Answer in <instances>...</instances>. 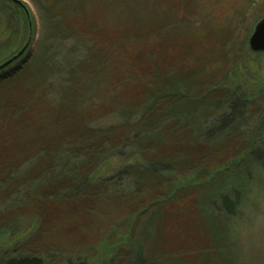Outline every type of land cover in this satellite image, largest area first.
Masks as SVG:
<instances>
[{"label":"rangeland","instance_id":"rangeland-1","mask_svg":"<svg viewBox=\"0 0 264 264\" xmlns=\"http://www.w3.org/2000/svg\"><path fill=\"white\" fill-rule=\"evenodd\" d=\"M0 1L5 2L0 10L8 9L6 2L21 9ZM19 1L30 13V38L0 60L5 63L29 44L22 58L0 72V256H36L44 264H69L79 257L89 264H116L108 252L128 253V246L115 244L127 240L141 243L145 258L155 248L169 264H264V164L255 167L246 159L235 169L248 172L245 202L237 208L213 199L201 206L194 195L154 201L159 188L135 167L121 179H109L132 155L142 159V148L148 155L158 149L155 139L163 138L157 134L173 115L149 122L114 147L103 144L96 155L106 167L93 175L96 195L82 193L88 182L76 189L61 179L90 163L95 152L87 148L92 138L70 142L85 119L97 115L87 129L97 138L109 137L124 123L113 110L129 105L151 82L181 84L187 93L231 71L217 81L222 89L232 81L242 95L256 88L238 114L240 133L264 125V52H252L248 44L264 17V0ZM10 29L0 13V45H7ZM209 109L197 113L196 121L186 112L178 119L183 130L193 132L183 143L193 151L166 183L160 177L164 186L200 169L215 154L209 144L221 145L224 137L210 132L224 110ZM232 130L225 139L230 146L238 138ZM258 150V163H264V145ZM199 208L210 217L207 228ZM210 229L215 243L209 241Z\"/></svg>","mask_w":264,"mask_h":264},{"label":"trees","instance_id":"trees-1","mask_svg":"<svg viewBox=\"0 0 264 264\" xmlns=\"http://www.w3.org/2000/svg\"><path fill=\"white\" fill-rule=\"evenodd\" d=\"M0 2L2 3L4 1ZM6 3L9 5L8 9H2L0 10V13L5 16L6 22L11 25V29L10 34L8 35L7 45H0V60L8 59L12 50L20 49L22 46L21 44L30 38L29 23L21 9L16 6L14 7L8 2ZM16 23L20 25H17L18 27H16ZM2 35L3 34L0 31V37H2ZM2 63L3 61L0 65ZM230 73L232 72L227 70V72L222 74L221 77L220 75L219 77H216L219 80H212V82L216 83L212 84L211 82L210 85L200 87L198 90L196 89V91L186 90L187 93L185 92V88L183 89L181 87V84L176 85V83L173 82L166 83L163 80H160V83L151 82L149 85H143L142 89L135 93V100L129 101V105L125 104L124 107L113 110L119 114L118 118L123 120L122 122L124 123H122V126L118 127L117 130L110 131V134H108L109 137L105 135L97 138L91 130L89 131L87 129L89 123L98 119V117H96L97 115L94 119H85L84 123L82 121L83 124L78 127V130H76L78 132L77 135H75L70 142H72L73 145L78 144L81 140V142H84V140L89 137L87 138V142L91 140L94 142L89 144L87 148L94 149L95 152L93 155H90V163H83L75 168L76 173L72 177H64L61 179L68 182V186L71 185L72 187V185H75L76 189L85 182H88L90 184V186H88L89 190H82V193L84 192L85 195L90 197L93 196V194L96 195L98 185L95 184L93 175L101 165L106 167V162L104 161L100 164V160L96 155L104 150L103 144L107 142L111 147L115 144H121L123 141L133 139L132 137L136 133V135H139L143 128L148 126L149 122L154 123L160 121L163 117L173 115L175 117V119L172 120L173 122L167 127L162 128L157 134V136L163 138L161 140H158L157 138L155 139V145L158 149L148 155L149 152L145 148H142L143 146L139 147L142 148V151L140 150V155L143 154L141 155L143 160L136 154L132 155V157H134L133 161L126 160L125 163L121 164L116 169L115 172L118 171V174L111 176L109 179H121L123 177L122 175H125L135 167V169L139 171L138 175L149 173L150 176L148 182H152V186L155 188L157 186L159 188V191L155 189L157 192L153 194L154 196H151L154 197V201L156 200L158 202V200L164 196L171 197V199L174 200L173 202H175V200L183 199L184 196L187 197L190 195L189 197H191V195H194L196 200H199L201 206L209 201V199H213L212 202H220L224 205H231L232 208L234 206L237 208L245 202V195L243 194L242 189L247 185L245 175L248 172L243 170L241 173L242 170L237 172L235 169L237 166L239 168V164L242 163V161H246V159L252 161L250 163H252L253 166L256 164L255 167L257 166L260 168L261 165L264 164L263 162L258 163L259 157L256 155V151L259 147L264 145V125L262 123L257 124L252 131L243 132L244 134L240 133V127L237 128V126L238 124H241L242 126L243 120H239L240 123L237 121V118L239 117L238 114L242 113L243 106L248 107L247 102L249 101V98L247 95L252 96L253 94H256V90L254 91L256 88L252 89V91L248 90V94L245 93L242 95V93L238 91L239 88L236 87V83L232 81L229 86L222 89L218 82L228 78V74ZM208 106H210L209 108L217 107V110H224L221 119L218 120L217 123L215 122L212 131L210 132L211 134L213 132L218 136L224 137L221 145L219 142L209 144L210 146L208 147L214 150L215 154L208 157V161L206 160L205 163L199 167V171L193 169L190 171L192 174L188 175V177L186 176L184 179L179 178L172 185L166 184L164 186V182L162 184V178L160 177H163V181L166 183L165 177L167 179L175 167L182 166L183 162H186V158L188 159L190 152L193 151L192 148V151L189 149L187 150L186 147L188 146L184 147L183 144H188L193 132L188 128H186L187 130H183L184 128L180 125L178 119L185 114L183 112H186L192 116L195 115L193 121H196V114L201 112V110H210ZM230 128H233V130L238 133L237 141L231 146L229 141L225 140L229 138L227 136H229L228 133ZM181 130L185 132L184 134L182 133V135H179ZM166 133H171V136L165 135ZM210 136L213 137V134ZM138 143L142 145L140 140H138ZM228 171H233V179L227 175ZM227 178H230V180ZM61 181L62 180L59 182ZM231 192L232 195L230 196ZM206 212L207 211L204 209H200L199 216L203 217L204 223H206L204 225L207 228L209 227V225L207 226L208 222L209 224H211V222L210 217ZM234 214L235 212L233 215ZM209 231L211 232L209 233V241L215 243L212 234L214 230L210 229ZM116 242L115 244H125V246H128L129 248V252L127 251L128 253H123L124 255L122 256L119 254L115 255L116 253L110 254L112 253V250L109 251L110 253L108 252L109 256H114L113 258L115 259L116 264H169L168 261L163 259L162 261L161 258H159L160 256H158L155 248L148 259L145 258L141 243L131 244L128 243L127 240ZM111 245L113 246L112 242ZM211 246L213 247V245ZM85 260L86 259L79 257L77 258V261L70 260L68 262L69 264H89V262ZM113 261L111 260L108 264H112ZM43 262L44 261L41 260V258L36 256H15L7 258L0 256V264H44ZM169 262L171 263L172 261Z\"/></svg>","mask_w":264,"mask_h":264},{"label":"water","instance_id":"water-1","mask_svg":"<svg viewBox=\"0 0 264 264\" xmlns=\"http://www.w3.org/2000/svg\"><path fill=\"white\" fill-rule=\"evenodd\" d=\"M9 1L19 6L23 10L29 21V25L31 26L30 13L27 7L19 0H9ZM248 44H250L249 48L252 52L255 53L264 52V17L255 25L253 32L249 37ZM28 47L29 44H26L16 55H13L12 58H10L5 63H3L0 66V72L4 71L7 67L18 61L20 58H22Z\"/></svg>","mask_w":264,"mask_h":264}]
</instances>
